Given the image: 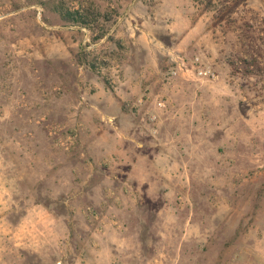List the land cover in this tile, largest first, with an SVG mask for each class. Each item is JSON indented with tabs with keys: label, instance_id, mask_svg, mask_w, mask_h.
<instances>
[{
	"label": "rangeland",
	"instance_id": "rangeland-1",
	"mask_svg": "<svg viewBox=\"0 0 264 264\" xmlns=\"http://www.w3.org/2000/svg\"><path fill=\"white\" fill-rule=\"evenodd\" d=\"M160 1L0 0V264H264V0Z\"/></svg>",
	"mask_w": 264,
	"mask_h": 264
},
{
	"label": "crops",
	"instance_id": "crops-1",
	"mask_svg": "<svg viewBox=\"0 0 264 264\" xmlns=\"http://www.w3.org/2000/svg\"><path fill=\"white\" fill-rule=\"evenodd\" d=\"M173 2H174L173 0H161L160 1V11H162V17L169 18L170 15L174 17L175 14L176 15L179 14V11H181V9L178 6H175ZM186 15L190 16L189 10L186 11ZM189 24H188V28L191 27ZM169 30H170V27H169Z\"/></svg>",
	"mask_w": 264,
	"mask_h": 264
}]
</instances>
